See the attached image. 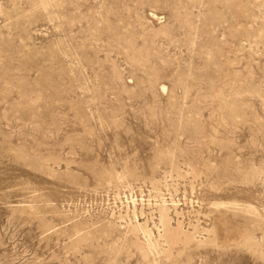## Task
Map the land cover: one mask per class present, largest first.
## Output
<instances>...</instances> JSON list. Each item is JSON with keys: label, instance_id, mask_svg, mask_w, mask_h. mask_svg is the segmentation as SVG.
I'll use <instances>...</instances> for the list:
<instances>
[{"label": "rangeland", "instance_id": "obj_1", "mask_svg": "<svg viewBox=\"0 0 264 264\" xmlns=\"http://www.w3.org/2000/svg\"><path fill=\"white\" fill-rule=\"evenodd\" d=\"M0 264H264V0H0Z\"/></svg>", "mask_w": 264, "mask_h": 264}]
</instances>
